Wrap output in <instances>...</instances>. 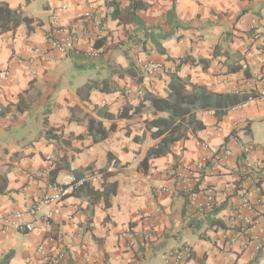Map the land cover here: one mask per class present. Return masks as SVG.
Segmentation results:
<instances>
[{
  "label": "crops",
  "instance_id": "obj_1",
  "mask_svg": "<svg viewBox=\"0 0 264 264\" xmlns=\"http://www.w3.org/2000/svg\"><path fill=\"white\" fill-rule=\"evenodd\" d=\"M94 1L103 0H0L35 20L31 34L25 25L0 34V72L16 57L9 80L0 81V216L39 206V220L46 211L40 205L43 187L72 171L104 174L92 186L99 196L82 189L68 197L47 229L39 220L32 233L0 234V259L12 252L9 264H28L41 241L55 240L69 253L67 264H165L170 251L184 246L192 252L185 264H264V248L251 259L261 233H252L254 242L247 245L244 231L212 228L207 222L226 224L230 208L242 196L255 199L250 179L236 169L219 172L211 166L192 175L200 202L205 189L216 190L219 213L214 214L191 206L160 173L201 159L206 150L199 142H207L213 151L228 149L237 165L239 153L230 141L235 123L242 124L238 131L243 139L255 145L254 157L264 159V141L256 135L264 132V101L255 99L221 118L197 111L205 130H189L168 155L151 159L147 167L143 162L159 142L152 137L151 123L167 115L155 113L147 102L142 116L117 118L128 101L137 106L145 94L166 98L170 73L187 56L210 63L204 69L185 62L178 73L182 79L217 94L258 95L264 90V0H120L117 14L98 36L79 21ZM62 6L68 11H58ZM56 29L75 40L78 52L47 53L32 76L18 59L31 57L34 48L49 52L46 39ZM91 48L100 52L99 59L84 54ZM161 48L166 54H160ZM230 55L240 59L251 79L243 70L228 73ZM150 62L162 65L153 77L143 69ZM93 81H107L111 92L93 90L85 99L78 91ZM216 124L224 132L209 137L208 129ZM49 130L58 140L47 137ZM38 172L43 176L36 177ZM260 184L264 196V175Z\"/></svg>",
  "mask_w": 264,
  "mask_h": 264
},
{
  "label": "built area",
  "instance_id": "obj_2",
  "mask_svg": "<svg viewBox=\"0 0 264 264\" xmlns=\"http://www.w3.org/2000/svg\"><path fill=\"white\" fill-rule=\"evenodd\" d=\"M120 0H103L102 2H90L86 10L79 16V21L88 23L91 26V35H101L105 32V22L114 17L118 12V5ZM58 11H68L67 6H62ZM63 30L56 29L47 39V44L50 49L49 52L43 51L41 48H34L32 56L26 59H18L19 63H24L31 68V75H37V65L39 61L46 56L47 53H57L59 55H68L70 52H78L76 49L75 40L70 39L62 34ZM62 34V35H61ZM58 35V36H57ZM96 36V37H97ZM84 54L91 59H99L100 52L91 48ZM48 55V54H47ZM50 58L55 61V54ZM16 60L14 56L12 61ZM11 61V62H12ZM11 62L5 69L0 72V81H8L11 75ZM144 71L148 77H153L157 71L162 69V65L157 63H147L144 65ZM250 95L255 94L253 91L248 92ZM131 92L128 93L130 95ZM142 95V92H139ZM264 101V90L258 92V95H252L248 101L242 103L233 109H245L255 99ZM129 102V101H128ZM211 115L217 114L215 111H208ZM241 123H235L230 141L235 145L239 153V162L234 165L229 159V150L221 148L218 151H213L207 142H199L198 144L206 150V154L197 162L188 166L174 165L162 170L160 173L167 180L173 181L175 189L187 197V201L191 206L197 209L212 212L217 205V193L214 188H207L203 191V199L200 202V192L197 191L191 178L192 175H200L204 173L209 166L222 170L236 169L240 177L251 180L254 187L256 198L244 195L242 196L236 206H232L228 215L225 218V225L228 229L233 231H244L246 234V243L249 245L254 240L251 238L252 233H261V240L257 241L251 251V259L254 260L262 252L264 248V196L261 187V178L264 175V159L254 157L256 151L255 145L246 142L243 136L239 134V127ZM224 129L220 125L211 126L207 135L209 137L215 134H221ZM109 170L108 172H111ZM43 173H36V177L40 178ZM104 178V174L100 172H87L83 175H76L73 173H65L59 181L53 184H48L41 189L40 205L46 208L45 213L39 218L43 226L47 229L56 217L61 214L62 204L64 201L86 186L96 185ZM160 190L167 191L165 187ZM39 206H34L26 212H11L0 216V234L10 235L13 232L21 234H29L36 230V223ZM160 211L159 209L157 210ZM153 219V217H151ZM191 249L188 246L174 249L166 255L165 264H185L191 256ZM69 260V253L64 245L55 240L41 241L33 254L27 261L28 264H67Z\"/></svg>",
  "mask_w": 264,
  "mask_h": 264
},
{
  "label": "trees",
  "instance_id": "obj_3",
  "mask_svg": "<svg viewBox=\"0 0 264 264\" xmlns=\"http://www.w3.org/2000/svg\"><path fill=\"white\" fill-rule=\"evenodd\" d=\"M31 1L32 0H27V4ZM21 25L26 26L28 34H31L35 30V20L24 16L22 9H11L9 5L1 3L0 34L15 31ZM159 52L162 55L166 54V51L162 48L159 49ZM190 60L194 65H203L204 69H206L210 63L208 60L192 61L189 56L183 58L177 65L175 72L170 73L168 96L166 98L145 94L143 100L137 106H133L127 102L117 116L119 119H125L131 116H142L147 102L150 103L155 113L167 115V117H158L151 123L150 130L152 132V137L159 140V142L148 152L147 157L143 162L144 167L148 166L151 159L161 158L168 155L171 152V146L185 138L189 130H192L193 132L205 130L206 127L204 123L197 118V111L206 112L213 110L216 112L217 116L221 118L234 107L248 101L252 95L255 96V94L250 95L245 91L217 94L211 92L206 87L194 85L190 82V79H182L179 77L178 73L183 64ZM239 64L240 59L235 55H230L228 57V61L226 62L228 73L235 74L243 70L246 78L251 79L252 75L249 70ZM131 70L132 69H129L130 74H132ZM108 86L107 81H93L84 88L80 89L78 92L80 94L84 93V98L86 99L93 90H99L103 93L111 92L110 89H107ZM102 115L108 118H114V116L109 114ZM93 124L94 122L91 121L89 128L90 132L93 130ZM99 126L101 127L100 123ZM113 129L114 127H112V130ZM100 131L101 138H105L107 135L106 131L102 129ZM47 137L58 140V137L54 134V130L47 131ZM95 140L97 141V139ZM85 189L89 190L93 194H98L99 196V193L94 191L91 186H86L84 190ZM1 192L2 190L0 189V193ZM185 198L187 199L186 196ZM212 213L217 214L219 213V210L214 209ZM207 222L212 228L218 227L227 229V226L220 220L208 218ZM12 258L13 253L10 252L0 259V264H9Z\"/></svg>",
  "mask_w": 264,
  "mask_h": 264
},
{
  "label": "rangeland",
  "instance_id": "obj_4",
  "mask_svg": "<svg viewBox=\"0 0 264 264\" xmlns=\"http://www.w3.org/2000/svg\"><path fill=\"white\" fill-rule=\"evenodd\" d=\"M256 135H257V140L264 141V132L257 131Z\"/></svg>",
  "mask_w": 264,
  "mask_h": 264
}]
</instances>
